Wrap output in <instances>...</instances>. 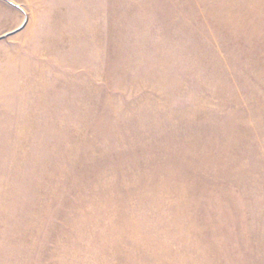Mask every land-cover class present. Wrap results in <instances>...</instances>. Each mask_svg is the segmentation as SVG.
Here are the masks:
<instances>
[{"label":"rangeland","instance_id":"374dc122","mask_svg":"<svg viewBox=\"0 0 264 264\" xmlns=\"http://www.w3.org/2000/svg\"><path fill=\"white\" fill-rule=\"evenodd\" d=\"M0 264H264V0H0Z\"/></svg>","mask_w":264,"mask_h":264}]
</instances>
